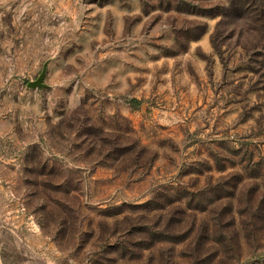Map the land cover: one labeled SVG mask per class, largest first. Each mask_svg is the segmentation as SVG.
Returning <instances> with one entry per match:
<instances>
[{
	"label": "rangeland",
	"instance_id": "374dc122",
	"mask_svg": "<svg viewBox=\"0 0 264 264\" xmlns=\"http://www.w3.org/2000/svg\"><path fill=\"white\" fill-rule=\"evenodd\" d=\"M254 4L0 0V264L264 256Z\"/></svg>",
	"mask_w": 264,
	"mask_h": 264
},
{
	"label": "trees",
	"instance_id": "16d2710c",
	"mask_svg": "<svg viewBox=\"0 0 264 264\" xmlns=\"http://www.w3.org/2000/svg\"><path fill=\"white\" fill-rule=\"evenodd\" d=\"M254 1L255 0H244V1H241V0H238V1H235V2H232L231 0H228V5H229V7L230 8H228V10H230V9H234V11H236V12H238L240 9H242L243 10V12H247V13H253V11H255V9L257 10V6L254 4ZM224 8H225V6H224ZM243 12H240V13H243ZM259 12H260V14H261V18H263L264 17V14L262 15V13H264V8H263V10L261 9V10H259ZM239 13V14H240ZM220 14H222V12L220 13ZM254 18V20H255V17H253ZM258 20V19H257ZM256 20V21H257ZM253 21V20H252ZM220 23L221 22H218V26L220 25ZM132 101V103H134V104H138L139 102L136 100V99H132L131 100ZM251 190V191H250ZM249 191H248V195L250 196V194L251 195H254L255 193H258V192H256V189L254 188V190H252V189H250ZM260 196H262V198L264 197V192L260 195ZM264 200V199H263ZM260 203H262V200L260 201ZM158 208H160V205L159 204H157L155 207H154V209H158ZM153 209V208H152ZM151 236H153L154 237V240H156V241H158V240H161V239H163L161 236H159L158 234H151ZM256 264H264V256H262V257H260L258 260H257V262H256Z\"/></svg>",
	"mask_w": 264,
	"mask_h": 264
},
{
	"label": "water",
	"instance_id": "95a60500",
	"mask_svg": "<svg viewBox=\"0 0 264 264\" xmlns=\"http://www.w3.org/2000/svg\"><path fill=\"white\" fill-rule=\"evenodd\" d=\"M44 75H45V68H43L40 74L34 79L27 82L26 86L28 88H42L44 87Z\"/></svg>",
	"mask_w": 264,
	"mask_h": 264
}]
</instances>
